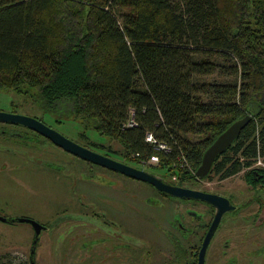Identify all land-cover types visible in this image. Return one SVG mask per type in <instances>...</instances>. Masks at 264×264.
<instances>
[{"label":"trees","instance_id":"trees-1","mask_svg":"<svg viewBox=\"0 0 264 264\" xmlns=\"http://www.w3.org/2000/svg\"><path fill=\"white\" fill-rule=\"evenodd\" d=\"M0 89L73 118L96 151L158 155L178 185L251 115L206 178L231 177L264 156V0H0Z\"/></svg>","mask_w":264,"mask_h":264},{"label":"flooded vegetation","instance_id":"flooded-vegetation-1","mask_svg":"<svg viewBox=\"0 0 264 264\" xmlns=\"http://www.w3.org/2000/svg\"><path fill=\"white\" fill-rule=\"evenodd\" d=\"M49 116L53 117L51 120H56L53 114ZM9 136H16L15 141L23 136L34 142L44 139L65 153L72 154L71 157L83 166L81 176L73 174L72 177L76 181V184H72L82 186L83 189L73 190V187H69V197L74 198V191L77 193L75 202L69 203L65 199L54 213L56 218L44 223L37 221L45 226L37 241L35 227L29 222L20 221L21 218L28 217L7 216L0 211L1 222L27 223L34 230L31 264L33 261L36 264L37 246L43 232L47 230L55 237L69 231L81 234L84 238L81 248L88 250L87 254L80 255L83 264H200L202 252L203 264H264V241L254 233V230L264 227V172L254 170L250 171L252 176L248 174L254 163L261 159L256 158L249 169L239 172L244 173L243 178L247 184L245 189L228 187L225 191H219L198 187L192 182L174 184L186 189L217 194L228 200L226 212L207 240L218 211L212 203L192 197L170 195L146 181L81 158L31 127L0 119V140H7ZM90 138L92 139L91 136ZM77 142L83 145L82 139ZM97 152L124 162L118 156H109L100 150ZM124 163L136 166L135 162ZM59 165V170H64L63 164ZM46 166L49 168L52 165L48 163ZM84 179L93 181L90 186H86L83 184ZM204 179L198 178L196 181L202 182ZM91 190L95 192L91 193ZM182 211L183 216L180 215ZM173 212L177 213L174 218L171 216ZM252 217L254 219L250 224L247 219ZM64 225L67 226L62 229ZM220 229L229 235V240L225 245L226 251L217 257L211 245ZM250 249L262 252L252 254ZM226 258L228 260L224 261Z\"/></svg>","mask_w":264,"mask_h":264},{"label":"rangeland","instance_id":"rangeland-1","mask_svg":"<svg viewBox=\"0 0 264 264\" xmlns=\"http://www.w3.org/2000/svg\"><path fill=\"white\" fill-rule=\"evenodd\" d=\"M213 78L214 76H210L207 79L212 80ZM12 111L42 119L65 136L76 141L81 140L79 132L81 130L84 131V129L79 123L76 124L72 120L73 118L69 117L64 120L54 115L56 120H51L53 117H50L49 113L44 112L41 105L38 102H34L31 97L23 93L17 94L0 89V112L11 113ZM85 131L97 142H108L105 136L92 129ZM23 134L29 133L23 132ZM189 136L194 135L190 134ZM15 137L9 136L7 140H0V211L7 216L28 217L41 223L47 220L51 221V219L56 218L54 213L65 199L69 203L75 202L77 193L74 191L76 197H69L70 194L67 193L70 190L69 187H73V190L83 189L82 186H74L72 184V182L76 184V181L72 180L73 174L81 176L83 166L71 157L72 154L65 153L61 148L51 145L50 142L48 143L44 139L37 140L38 144H36L37 141H31L26 136L18 138L17 141L14 140ZM117 144V142H113L115 148H119ZM261 161L264 164L263 156ZM48 163L52 165L49 168L46 166ZM59 164H63L64 170H59L61 169ZM153 164L155 163L136 164V167L153 172L167 180L171 178L169 177L171 174L166 168L147 167V165L151 166ZM254 164L256 166V163ZM262 165L257 166L262 169L264 167ZM243 174L241 172L223 181L219 180L218 177H214V179L203 178L204 181H195L193 185L219 191H225L228 187L245 189L247 184L244 181ZM92 181L84 179L83 184L90 186ZM93 192L95 190H91V193ZM180 215L183 216V211ZM171 216L174 218L177 213L173 212ZM253 219L252 217L247 220H250L251 224ZM66 226L64 225L62 229ZM82 232L86 233L85 231ZM254 233L264 241V227L261 230H254ZM51 234V232L49 234L48 230L43 232L41 242L37 246L36 264H83L80 255L87 254L88 250L81 248V244L84 241L81 234L75 231L59 234L56 237ZM33 238L34 230L29 224L0 221V262L31 264ZM228 240L229 235H226L220 229L211 245V249L214 247L213 253L217 257H220L226 251L225 245H227ZM138 242L139 239L137 238L136 243ZM250 252L256 254L262 251L250 249ZM6 254L10 256L8 258L4 257ZM226 260L228 258L224 261ZM98 264L101 263L98 262Z\"/></svg>","mask_w":264,"mask_h":264},{"label":"water","instance_id":"water-1","mask_svg":"<svg viewBox=\"0 0 264 264\" xmlns=\"http://www.w3.org/2000/svg\"><path fill=\"white\" fill-rule=\"evenodd\" d=\"M0 119L31 127L39 131L43 135L47 136L48 138H50L52 141H54L56 144H58L65 150L81 158L88 159L95 163L101 164L107 168H111L113 170L119 171L123 174L136 178L138 180L146 181L156 186L159 190L165 193H169L170 195L179 196V197H192L212 203L218 208V211L216 218L208 233L207 240L211 237L212 232L220 223L223 214L227 210L226 204L228 203V200L225 197H222L217 194L178 187L172 184L171 181L165 179L164 177H160L153 172H149L145 169H141L139 167L110 158L88 147H85L82 144L78 143L77 141L72 140L71 138L65 136L58 130L48 126L47 124H45L43 121H41L36 117L26 116L18 113L0 112ZM251 119H252L251 115H246L245 117L234 121L206 149L202 159V163L199 166V168L196 170V175L198 176V178L200 179L206 178L211 173L214 162L216 161L218 156L233 144V142L238 138L242 130L248 125ZM20 221L29 222L35 227L36 229L35 241H37L41 231L45 228V226L29 218L28 219L21 218ZM207 240L204 242V247H203L204 249ZM203 256H204V252H202L201 254L200 264H203ZM32 264H35L34 261L32 262Z\"/></svg>","mask_w":264,"mask_h":264},{"label":"built area","instance_id":"built-area-1","mask_svg":"<svg viewBox=\"0 0 264 264\" xmlns=\"http://www.w3.org/2000/svg\"><path fill=\"white\" fill-rule=\"evenodd\" d=\"M130 124H134V122H131ZM148 141H153L154 140V137H153V135L151 134V133H149L148 134V139H147ZM164 146V145H163ZM162 146V147H163ZM261 157L262 156H259L258 158H259V160L261 159ZM159 161V156L158 155H153V156H151V158H150V160H149V163H157ZM263 164V162L262 161H259L258 163H256V166L257 165H262ZM255 166V164L252 166V167H255V168H259V166H257L256 167ZM262 166H264V164L262 165Z\"/></svg>","mask_w":264,"mask_h":264}]
</instances>
